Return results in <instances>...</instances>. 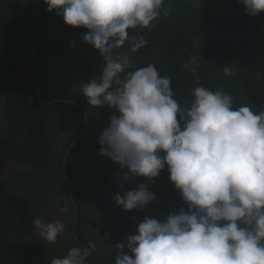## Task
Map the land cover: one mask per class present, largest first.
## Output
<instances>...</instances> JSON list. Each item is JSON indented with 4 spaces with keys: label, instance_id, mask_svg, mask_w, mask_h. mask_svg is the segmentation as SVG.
I'll list each match as a JSON object with an SVG mask.
<instances>
[{
    "label": "trees",
    "instance_id": "16d2710c",
    "mask_svg": "<svg viewBox=\"0 0 264 264\" xmlns=\"http://www.w3.org/2000/svg\"><path fill=\"white\" fill-rule=\"evenodd\" d=\"M34 1L0 0V92L6 95L2 111L8 127L6 135L0 137V264H51L52 259L67 255L72 247L83 248L77 236L92 254L86 264H114L116 244L136 234L138 224L145 217L163 220L180 208L187 211V204L170 182L167 166L154 182L137 177L125 183L124 188H118L123 172L99 153L98 137L110 120L103 119L101 108L89 107L77 94L82 83L95 79L93 74L102 75L104 59L83 41L87 31L84 28L70 27L83 41V52L69 51L68 43L56 41V34H62V25L57 22L59 17L55 12L46 11L42 0L33 26L41 96L82 103L88 113L89 127L66 160L79 211L75 232L73 221L68 224V234L65 230L64 237L59 236L55 243L35 232L33 221L38 217L37 210H46L43 204H47L51 193L63 190L71 201L64 183L62 159L81 131L84 116L68 102L42 105L35 97L31 48L25 33ZM129 33L142 35L147 43L133 52L126 41L115 50L114 57L127 59L124 71L113 80V90L128 73L152 64L161 76L170 78L173 98L181 109L190 107L195 88L205 87L231 95L233 107L249 105L254 112H264V12L250 16L238 0H164L160 16L149 27L130 29ZM50 54L67 59L71 68L59 70L58 84H52L57 79L51 77L56 69L50 65L53 64ZM193 58L194 64L190 63ZM185 64H189L188 69L184 68ZM225 67L233 75H225ZM54 131L56 143L52 150L47 132ZM59 131L67 133L60 137ZM90 137L93 142L89 141ZM11 158L20 167L8 174L7 163ZM98 160L104 164L96 166ZM6 183L17 188L23 183L24 190L10 192ZM140 183H148L149 190L156 195L155 201L139 210L125 211L121 207L118 215L104 211L101 215L105 220L99 229L102 236L88 238L86 227L81 230V225L94 215L89 210L100 203L106 205L112 199V192L134 190ZM89 186L95 195L103 196V201L89 194ZM69 207L73 215L72 201Z\"/></svg>",
    "mask_w": 264,
    "mask_h": 264
},
{
    "label": "clouds",
    "instance_id": "9594fccd",
    "mask_svg": "<svg viewBox=\"0 0 264 264\" xmlns=\"http://www.w3.org/2000/svg\"><path fill=\"white\" fill-rule=\"evenodd\" d=\"M43 2L47 12L59 17L58 41L74 34L72 28H84L83 41L104 59L99 81L82 83L77 94L89 107L112 108L110 119L103 116L110 122L100 131L98 144L100 155L123 172L118 188L137 177L154 182L167 166L170 182L187 204V211L180 208L163 220L145 217L126 244H116L114 264H264V112L249 105L233 107L231 95L205 87L195 88L190 107L181 109L170 78L152 64L128 73L112 89L127 59L114 57L115 50L126 41L133 52L146 45L142 35L132 36L129 30L149 27L160 16L164 0ZM238 2L250 16L264 12V0ZM224 73L233 75L227 67ZM113 199L116 203L109 199L106 205L117 214L121 207L143 209L156 195L148 183H140L134 190L118 191ZM33 223L50 243L65 232L59 219L44 222L37 217ZM90 254L89 248H71L51 264H86Z\"/></svg>",
    "mask_w": 264,
    "mask_h": 264
},
{
    "label": "flooded vegetation",
    "instance_id": "af4514ba",
    "mask_svg": "<svg viewBox=\"0 0 264 264\" xmlns=\"http://www.w3.org/2000/svg\"><path fill=\"white\" fill-rule=\"evenodd\" d=\"M78 38H79V36L76 33V34H72L70 37H66L64 39V41L68 43L69 51H74V52H83V51H85L82 42ZM56 41H58V40H56ZM70 45H74V46L70 47ZM49 57L53 61V64L50 62V65L52 67H54V69H56V70L53 71L51 77H56V79H57L58 72H59V70L62 67H65L66 71L71 69L69 67L67 59H64V60L57 59V58H55L54 54H50ZM31 60H32V55H31ZM56 65H58V66H56ZM93 75H94L95 79L99 81V79L101 77V74H99V75L98 74H93ZM49 81L51 83L50 77H49ZM58 83L59 82H58V79H57L56 82H53L52 84H58ZM78 92H79L80 95L83 96V100L86 101V97L82 93H80L79 90H78ZM5 99H6L5 93L0 92V137L6 135L7 129H8L7 122H6L5 118H4L3 111H2L3 105L5 103ZM102 107L103 106H101V108ZM84 109H85V107H84ZM86 112H87V110H86ZM103 112H104L103 115L104 116L108 115V117L110 119V117L112 115V108H110L109 106H105L103 108ZM83 116H84V113H83ZM86 119H87V123H88V127H89V119H88V117ZM85 125H86V123H85V116H84L83 127H82L81 131L83 130ZM88 127L84 128L86 130L84 131L83 135H85V133L87 132ZM81 131L79 132V134L81 133ZM66 133H67V131H59V136L60 137L64 136V135H66ZM55 134H56V131L51 132V133L47 132L48 143H49L50 148L52 150H53L52 147L56 143ZM74 139L72 140L71 144L74 142ZM79 139H78V141H79ZM89 141L93 142V139H91V137H90ZM77 142H75V144ZM95 162L97 163L96 166L98 164H100V165L104 164L102 160H98V161H95ZM19 167H20V164L14 158H11V159L8 160V163H7L8 174H10V170L11 169H15L17 171L19 169ZM68 179L70 181L69 176H68ZM64 183L66 184L65 180H64ZM6 186H8V189H9L10 192H14V193H19L21 190L22 191L24 190V184L23 183H21L20 187H18L19 189L17 187H15V186L14 187L11 186L10 183H6ZM89 194H93L95 196V198L98 199L100 202L103 201V197L102 196L94 194V190H93V188L91 186H89ZM43 205H44V207H46V210L43 209L41 211V210L38 209L37 210V216L44 222L55 221L57 219L61 220L65 224V230L67 232L69 230L68 229V224L71 221L74 220V213L72 215V213L70 211V207L69 206H71V201L67 199L66 192H64L63 190H55V192L51 193V195L49 196V200L47 201V204H43ZM73 211H74V209H73ZM89 211L94 212V215L92 217H90L91 220L89 222H85L83 224V226L81 225V230H83L84 227H86L85 229H86V231L88 233V235H87L88 238H96V236H98V231H99V229L101 227V217H102L101 214L104 211L105 212H110V213H116L117 212L112 206L103 205L102 203H100L96 207L91 208ZM35 232H37L36 229H35ZM67 234H68V232L66 233V235ZM99 236H102V235L100 234ZM60 237L63 238L64 234L62 236H60ZM80 241H81L80 243H82V245H83L82 247L83 248H87L86 244L81 239H80ZM122 244H126V242H122ZM125 250H127L126 247H125ZM90 253H91V251H90ZM90 256H92V254H90Z\"/></svg>",
    "mask_w": 264,
    "mask_h": 264
},
{
    "label": "water",
    "instance_id": "95a60500",
    "mask_svg": "<svg viewBox=\"0 0 264 264\" xmlns=\"http://www.w3.org/2000/svg\"><path fill=\"white\" fill-rule=\"evenodd\" d=\"M41 1L42 0H35L34 1V6H33V9H32V12H31V16L29 18V21H28V25H27V29L25 31L26 33V36L28 37L29 39V43H30V47H31V55H32V69L34 71V93H35V97L37 98V100L42 104V105H49V104H54V103H64V102H69L71 104H73L74 106H76L80 111H82L84 113V116H85V127L84 128H87L88 127V123H87V112L86 110L84 109V107L73 101V100H70V99H65V98H52V99H44L42 98L41 96V89H40V85H39V78L37 77V49H36V45H35V38H34V29H33V26H34V23H35V16L37 14V10L41 4ZM81 131L80 134H78L75 139H74V142L72 144H70V146L67 148L66 152L64 153V156H63V159H62V171H63V176H64V180L66 182V185H67V189L69 191V194H70V197H71V201H72V205H73V213H74V220H73V231L75 232V227H76V224L78 222V216H79V211H78V208H77V203H76V200H75V197L73 195V192L71 190V186H70V182H69V179H68V175H67V167H66V160H67V157L70 153V151L72 150L75 142L78 141L79 138H81L84 134V131L86 129H84ZM118 214V213H117ZM79 240V239H78ZM80 241V240H79ZM81 242V241H80ZM85 247V246H84Z\"/></svg>",
    "mask_w": 264,
    "mask_h": 264
},
{
    "label": "rangeland",
    "instance_id": "374dc122",
    "mask_svg": "<svg viewBox=\"0 0 264 264\" xmlns=\"http://www.w3.org/2000/svg\"><path fill=\"white\" fill-rule=\"evenodd\" d=\"M3 2H7V1H3ZM111 195H112V199H111V200H112L114 203H116V202H115V200L113 199V197H114L115 193H114V192H112V194H111ZM102 218H103V216H102ZM104 218H105V217H104ZM104 218H103V219H101V222H103V221L105 220Z\"/></svg>",
    "mask_w": 264,
    "mask_h": 264
},
{
    "label": "bare ground",
    "instance_id": "6f19581e",
    "mask_svg": "<svg viewBox=\"0 0 264 264\" xmlns=\"http://www.w3.org/2000/svg\"><path fill=\"white\" fill-rule=\"evenodd\" d=\"M105 106H108L107 104H105Z\"/></svg>",
    "mask_w": 264,
    "mask_h": 264
}]
</instances>
